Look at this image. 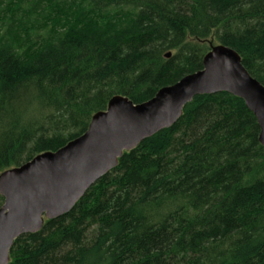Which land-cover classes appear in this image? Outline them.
Returning a JSON list of instances; mask_svg holds the SVG:
<instances>
[{
    "label": "trees",
    "instance_id": "trees-1",
    "mask_svg": "<svg viewBox=\"0 0 264 264\" xmlns=\"http://www.w3.org/2000/svg\"><path fill=\"white\" fill-rule=\"evenodd\" d=\"M26 4L0 0V173L83 135L114 96L141 104L202 70L211 43L264 85V0ZM259 136L241 98L195 97L10 264H264Z\"/></svg>",
    "mask_w": 264,
    "mask_h": 264
},
{
    "label": "water",
    "instance_id": "water-1",
    "mask_svg": "<svg viewBox=\"0 0 264 264\" xmlns=\"http://www.w3.org/2000/svg\"><path fill=\"white\" fill-rule=\"evenodd\" d=\"M171 53L167 54L169 58ZM228 93L244 100L260 127L264 147V85L243 65L234 49L214 43L203 69L163 87L135 104L117 95L93 115L88 130L56 152L37 155L0 173V264H10L18 238L43 230L45 222L69 214L87 192L116 169L125 153L172 128L197 96Z\"/></svg>",
    "mask_w": 264,
    "mask_h": 264
},
{
    "label": "rangeland",
    "instance_id": "rangeland-1",
    "mask_svg": "<svg viewBox=\"0 0 264 264\" xmlns=\"http://www.w3.org/2000/svg\"><path fill=\"white\" fill-rule=\"evenodd\" d=\"M25 1L27 2L26 5L29 4L30 6L31 5L35 6V4H37V2H39V0H25ZM44 3H45V0H42V4H44ZM39 19H40L41 22H44L42 17L41 18L39 17Z\"/></svg>",
    "mask_w": 264,
    "mask_h": 264
},
{
    "label": "bare ground",
    "instance_id": "bare-ground-1",
    "mask_svg": "<svg viewBox=\"0 0 264 264\" xmlns=\"http://www.w3.org/2000/svg\"><path fill=\"white\" fill-rule=\"evenodd\" d=\"M49 17V16H48ZM61 24V23H60ZM18 30V29H17ZM74 34V33H73ZM6 36V35H5ZM12 36V35H11ZM79 36V35H78Z\"/></svg>",
    "mask_w": 264,
    "mask_h": 264
}]
</instances>
